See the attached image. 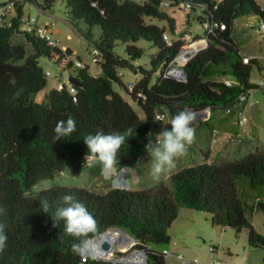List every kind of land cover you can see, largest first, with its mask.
<instances>
[{
    "label": "trees",
    "instance_id": "obj_1",
    "mask_svg": "<svg viewBox=\"0 0 264 264\" xmlns=\"http://www.w3.org/2000/svg\"><path fill=\"white\" fill-rule=\"evenodd\" d=\"M26 2L51 12L57 0H11L15 18L9 25H0V207L6 209L0 214V223L8 236L0 264H126L121 260L135 249L146 254L148 264H167L165 252L171 243L168 232L181 208L209 215L213 227L237 235L246 230L249 246L264 249V236L256 232L248 218V213L257 210L264 213V149L257 148L241 159L215 163H209L210 157L204 153L203 164L190 166L186 162L176 167L169 177L172 188L160 183L144 190L111 189L99 194L54 185L35 191L43 182L54 181L67 167L74 176L85 172L92 179L101 176L98 165L85 163L88 148L84 139L89 134L131 129V137L118 153L117 168H132L146 153L149 133L154 141L157 133L170 127L171 117L185 107L196 116L209 113L208 119L197 118L198 125L193 123L196 133L212 131L216 122L233 118L240 97L260 91V85L251 83L255 68L264 74L259 58L244 62L248 57L234 42L233 30L235 21L245 16H254L260 26L264 25V8L258 0H145L142 4L129 0H65L72 22H84L88 27L86 38L90 42L93 29L101 30L100 39L93 45L103 76H92L87 66L78 69L72 76L80 80L79 88L64 85L51 91L42 103L35 102V98L49 81L39 59L48 58L62 73L70 72L74 69L73 52L20 32ZM165 3L173 11L187 14L189 21H197L204 36L196 39L208 43L182 66L186 79H176L169 73L187 42L178 40L168 45L165 41V34L175 36L178 29L175 19L164 10ZM146 19L165 22L168 27ZM205 25L209 30L204 29ZM17 36H23L35 54L27 57L25 47L14 40ZM140 41L158 50L150 70L134 65L144 55L137 46ZM118 44L128 45L126 59L114 53ZM122 70L141 79L125 86ZM13 78L14 85L10 83ZM114 84H119L141 108L143 117L114 91ZM18 89L23 92L14 100ZM159 113L166 118L158 120ZM69 117L76 120L77 131L53 143L57 121ZM65 194L82 202L95 218L97 229L89 234L91 241L118 228L137 244L127 252L114 253L108 260L74 253L72 244L76 239L64 233L63 221L54 226L51 218L57 207L64 206ZM45 198L50 204L49 214L41 209L39 200Z\"/></svg>",
    "mask_w": 264,
    "mask_h": 264
},
{
    "label": "rangeland",
    "instance_id": "obj_2",
    "mask_svg": "<svg viewBox=\"0 0 264 264\" xmlns=\"http://www.w3.org/2000/svg\"><path fill=\"white\" fill-rule=\"evenodd\" d=\"M10 1L0 0V5H7ZM129 1L140 4L145 2V0ZM164 10L175 19L178 27L177 35L173 36L168 32L171 41L186 40L187 43L184 48L189 50V52H192L191 50L195 48H198L196 52L203 51L206 48V40L196 39V37L203 38L204 36V30L200 28L197 21H189L187 14L181 11H173L169 7L164 8ZM24 17L34 18L37 20L38 25L48 27L52 33L53 42L62 50L70 48L74 53L71 58L74 62V69L70 72L62 73L48 58L42 57L39 59V65L47 74L49 83L48 87L36 96L35 102H45L51 91L61 89L64 85L70 87L68 80L73 75V72L78 71L76 67L78 61L82 62L84 67H89L92 76H103L101 67L96 63L94 56L95 46L93 45V42H97L100 39L101 30L99 28L93 29V41L90 42L86 38L88 27L84 22H72L70 9L67 7L65 0H57L51 12H43L38 7L26 2ZM146 21L159 27H168L167 23L159 22L156 19H146ZM233 30L234 42L238 45L240 51L245 54H257V58L260 59L264 67V31H260L258 20L254 16L241 17L235 21ZM24 31L25 27L21 26L20 32L23 33ZM14 40L25 47L27 57L35 54L32 46L25 41L23 36H17ZM127 46L118 44L114 53L126 59ZM137 46L144 51V55L134 65L150 70L151 59L157 54L158 50L153 47V44L146 41H140ZM174 69L175 63L169 73ZM174 78L178 79L177 77ZM140 79V75H135L129 70L121 71V80L125 86H133ZM251 83L256 85L264 84V74H261L257 68H255L251 76ZM113 88L115 92L131 103L137 113L143 117L141 108L131 101L119 84H114ZM257 99L259 104L248 109L246 113L248 121L245 126L239 124V117H234L227 121L216 122L212 131L197 130L195 143L189 147L190 149H188L186 154L188 158L186 160L187 164L190 166L203 164L206 161L204 153L209 155V163H215L241 159L247 154L254 152L257 148L264 149V120L255 121L248 114V112L250 113L252 110L264 106V95L262 92L257 91L252 94L251 100L255 101ZM208 114L207 112L206 116H202V119H208ZM196 119L193 123L198 125ZM141 159V163L132 167L134 171L128 174L125 173V178L130 185L128 190H144L160 183H166L172 188V183L169 180L170 172L163 174L157 181L150 174L151 157L146 152ZM183 159V157L178 159L176 165L181 166L184 163ZM54 185L80 187L99 194H105L112 189L110 181L105 180L102 175L97 179H92L87 172L80 176H74L72 169L67 167L54 181L43 182L35 191L50 189ZM248 201L249 203L252 202ZM248 218L256 232L264 236V213L261 210H257L254 213H248ZM168 234L171 238V243L168 247L169 251L176 256H182L186 264L195 261L200 264H211L215 261H219L222 264H264V249L249 246L248 231L244 230L237 235L232 230L213 227L212 219L207 214L181 208L178 219L171 226ZM210 247L216 249L215 254H211ZM124 252L126 251L120 250L115 253ZM167 264L182 263L175 260L172 256H167Z\"/></svg>",
    "mask_w": 264,
    "mask_h": 264
},
{
    "label": "clouds",
    "instance_id": "obj_3",
    "mask_svg": "<svg viewBox=\"0 0 264 264\" xmlns=\"http://www.w3.org/2000/svg\"><path fill=\"white\" fill-rule=\"evenodd\" d=\"M15 84V79L10 80ZM23 89H18L13 99H19ZM195 113L185 107L173 115L169 121L170 127L164 128L156 134L155 143L152 134L149 133L148 143L145 151L151 157L150 174L155 180H159L163 174L171 172L176 167V162L187 154L188 148L195 143L196 129L192 126L195 120ZM52 137L53 143L63 141L77 131V122L69 117L66 120L57 121ZM131 129L126 132L113 131L105 134L97 132L89 134L84 143L88 148L85 163L89 166H99L101 175L105 180L110 181L113 190L126 191L130 187L125 173L134 171L130 167H120L118 153L124 145L126 139L131 137ZM43 212L49 214L50 204L48 200H39ZM63 205L55 209L51 216L54 226H58V221L64 222V233L75 238L77 242L72 244V250L78 255H83L91 245L89 234L97 229V222L87 207L76 200L71 194L62 197ZM6 209L0 207V214H4ZM8 236L5 225L0 223V253H3L7 246Z\"/></svg>",
    "mask_w": 264,
    "mask_h": 264
},
{
    "label": "built area",
    "instance_id": "obj_4",
    "mask_svg": "<svg viewBox=\"0 0 264 264\" xmlns=\"http://www.w3.org/2000/svg\"><path fill=\"white\" fill-rule=\"evenodd\" d=\"M164 6L168 8L169 7V3H165ZM9 12H15V5L14 4H9V5L5 6V7L0 8V25H2L4 23L5 18L7 17ZM22 23H23V26L25 27V33L34 35V36L40 38L41 40H45L51 46H55L56 45L53 42L52 33L49 31L48 27L38 25V22H37L36 19L31 18V17H28V18L24 17V19L22 20ZM204 29L205 30H209V26L205 25ZM260 31H264V25L260 26ZM164 39L168 43V45L172 44V41L169 39L168 34L164 35ZM96 55H97V52H95L94 56H96ZM263 59H264V57H263ZM244 62L248 63L249 62V58H245ZM76 67H77V69L84 68L82 62H80V61L77 62ZM227 84L231 85V82L228 81ZM260 87H261L260 88V92L264 93V84H261ZM253 93L254 92L242 95L240 97V99H239V102H238L237 106H236V115L234 117H239L240 118L239 124L241 126H245L247 124L248 120H247V117H246V113H247L248 109L253 108V107H255L256 105L259 104V100L258 99L255 100V101L251 100V96H252ZM228 113H230L229 110H228ZM157 118H158V120H163L166 117H165L164 114L159 113L157 115ZM153 142H155V140ZM210 252H211V254H215L216 249L210 247ZM165 254L168 257L171 256V254H169L168 251H166ZM85 258H86V256H85ZM176 259H177L178 262H180L182 264H186V262L184 261V258L182 256H177ZM84 261H85V259H84ZM190 264H200V263L198 261H195V262L190 263ZM211 264H222V263L219 262V261H215V262H213Z\"/></svg>",
    "mask_w": 264,
    "mask_h": 264
},
{
    "label": "water",
    "instance_id": "obj_5",
    "mask_svg": "<svg viewBox=\"0 0 264 264\" xmlns=\"http://www.w3.org/2000/svg\"><path fill=\"white\" fill-rule=\"evenodd\" d=\"M206 44H208L207 41H206ZM201 51H197V52H193L192 53V52H188L186 48H183L180 56L184 55L185 58H187V60H188L187 63H188L190 60H192ZM177 59L174 62L175 63V69H181V76H179L177 78L180 79V80L181 79H186V73L184 72V67L185 66L184 67H180L178 62H177ZM170 75H172V74L170 73ZM68 82H69V84H71L72 86L77 87V88H79L81 86L80 85V80L77 79L75 76H72V75L69 77ZM195 117L196 118H202V116H196V115H195ZM115 233L122 234L125 237V239L127 240L126 244L123 245V246L127 247V249L125 250L126 252L129 251V250H132L133 247L137 244L136 241L131 236H129L125 231H123L121 229H118V228H113V229H109L105 234H102L99 238L94 239V240L91 241V242H93V241H98V240L101 239V243L99 244V249L104 254V256H99L98 253L89 252V248L90 247L86 250V252L84 253V256L93 257V258H95L97 260H101V259L102 260H108V258L112 257L113 254L116 251H120V249H118L119 247H121L120 244H118L116 241H114L112 243L109 241V239L113 238ZM136 257L143 260L142 264H148V258L146 256V254L143 251L138 250V249H135L132 252H130L124 258V260L122 259L121 261L126 263V264H138V263L133 262V261L130 260V258H136Z\"/></svg>",
    "mask_w": 264,
    "mask_h": 264
},
{
    "label": "bare ground",
    "instance_id": "obj_6",
    "mask_svg": "<svg viewBox=\"0 0 264 264\" xmlns=\"http://www.w3.org/2000/svg\"><path fill=\"white\" fill-rule=\"evenodd\" d=\"M197 49H198V48H195V49L191 50L192 53H193V52H196ZM187 51L189 52V50H187ZM187 61H188V60H187V58H185L184 55L180 56V57L177 59V62H178V64H179L180 67L186 65V64H187ZM171 74H172L173 76H175V77H179V76H181V69H174V70L171 72ZM109 241H110L111 243L114 242V241H116L118 244H120L121 247H119L118 249H120V250H122V251L127 249V247L123 246L124 244H126L127 240H126L125 237H124L122 234H120V233H115V235L113 236V238H112V239H109ZM100 243H101V239L98 240V241H93V242L91 243V245H90L89 252H91V253H98L99 256H104V254H103V253L100 251V249H99V244H100ZM130 260L133 261V262H136V263H138V264H142V263H143V261H142L140 258H137V257H136V258H130Z\"/></svg>",
    "mask_w": 264,
    "mask_h": 264
},
{
    "label": "crops",
    "instance_id": "obj_7",
    "mask_svg": "<svg viewBox=\"0 0 264 264\" xmlns=\"http://www.w3.org/2000/svg\"><path fill=\"white\" fill-rule=\"evenodd\" d=\"M258 3L264 8V0L263 1H261L260 2V0H258ZM13 18H15V12H9L8 13V15H7V17L5 18V23H7L8 25L11 23V21L13 20ZM18 37H20V36H18ZM57 45V44H56ZM58 46V45H57ZM59 47V46H58ZM60 48V47H59ZM61 49V48H60ZM67 49H69V50H71L70 48H65L64 50H62V51H66ZM72 51V50H71ZM73 52V51H72ZM245 54V53H244ZM73 55H74V53H73ZM248 58H257L258 57V55L257 54H245ZM263 95H264V93H263ZM248 114H249V116L253 119V120H255V121H257V120H264V106H261V107H259V108H256L255 110H252L250 113L248 112ZM183 160H184V163L182 164V165H184L187 161L186 160H188V158H187V156L185 155V156H183ZM181 165V166H182ZM176 167H179V166H177L176 165ZM176 167H175V169H176ZM175 169H173L170 173H172ZM170 177V176H169ZM168 252H169V254H171V256L172 257H174L175 258V260H177L176 259V255H174V254H172L170 251H169V249L167 250Z\"/></svg>",
    "mask_w": 264,
    "mask_h": 264
}]
</instances>
